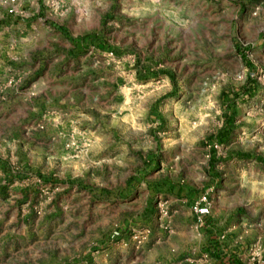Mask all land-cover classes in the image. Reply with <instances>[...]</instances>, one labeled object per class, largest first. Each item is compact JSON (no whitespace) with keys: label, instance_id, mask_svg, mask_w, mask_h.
Listing matches in <instances>:
<instances>
[{"label":"rangeland","instance_id":"obj_1","mask_svg":"<svg viewBox=\"0 0 264 264\" xmlns=\"http://www.w3.org/2000/svg\"><path fill=\"white\" fill-rule=\"evenodd\" d=\"M204 193L264 196V0H0V264H159Z\"/></svg>","mask_w":264,"mask_h":264},{"label":"crops","instance_id":"obj_2","mask_svg":"<svg viewBox=\"0 0 264 264\" xmlns=\"http://www.w3.org/2000/svg\"><path fill=\"white\" fill-rule=\"evenodd\" d=\"M10 1V0H9ZM104 53L110 54L107 51ZM257 196V193H255ZM259 201L252 202L250 211L247 213L240 212L242 215L240 220H236L237 211L230 209L229 205H223L217 203L214 208H211V213L204 216L209 223L207 228H212L215 234H212L210 241H184V245H181V249L178 253L162 252L159 258V264H248L250 258V252L248 246L253 241H246L248 239H255L257 234L264 233V226H253L249 224L250 221H262L264 222V211H262V205L264 204L263 194H258ZM226 209L228 211L225 213ZM241 209V208H239ZM238 209V210H239ZM225 213V214H224ZM186 225L190 224V218H183ZM249 228H248V226ZM203 226V225H200ZM230 227V231L226 238L222 239V231H226V228ZM255 227V228H254ZM244 234V239L239 238V234ZM242 235V234H241ZM240 235V237H241ZM10 242L11 241H7ZM15 242V241H12ZM85 241H71L66 243L72 247H67L69 252V258L73 260L74 256L72 252L74 247ZM64 245V244H63ZM10 250V249H8ZM214 251V252H213ZM105 257L99 256L96 258L94 264H106Z\"/></svg>","mask_w":264,"mask_h":264},{"label":"built area","instance_id":"obj_3","mask_svg":"<svg viewBox=\"0 0 264 264\" xmlns=\"http://www.w3.org/2000/svg\"><path fill=\"white\" fill-rule=\"evenodd\" d=\"M12 2H15L17 0H10ZM11 12L13 9L10 10ZM194 212L198 216L199 224L204 225V216L209 215L211 213L212 208V202L209 199V195L207 193L201 194L198 199L193 203L192 206ZM161 214L162 217L168 215V209L161 205ZM134 235L133 237L135 239H138V243L142 242V239L140 238V235L133 231ZM120 235V231L118 230V236ZM248 250L250 252V258L248 264H264V241L262 240H256L249 244Z\"/></svg>","mask_w":264,"mask_h":264},{"label":"trees","instance_id":"obj_4","mask_svg":"<svg viewBox=\"0 0 264 264\" xmlns=\"http://www.w3.org/2000/svg\"><path fill=\"white\" fill-rule=\"evenodd\" d=\"M214 252V251H213Z\"/></svg>","mask_w":264,"mask_h":264}]
</instances>
